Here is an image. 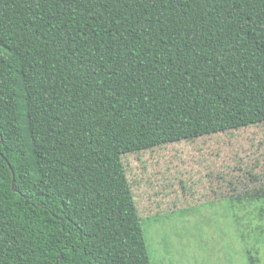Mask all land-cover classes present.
<instances>
[{
  "label": "trees",
  "instance_id": "obj_1",
  "mask_svg": "<svg viewBox=\"0 0 264 264\" xmlns=\"http://www.w3.org/2000/svg\"><path fill=\"white\" fill-rule=\"evenodd\" d=\"M261 123L264 0H0V264H151L122 156Z\"/></svg>",
  "mask_w": 264,
  "mask_h": 264
},
{
  "label": "rangeland",
  "instance_id": "obj_2",
  "mask_svg": "<svg viewBox=\"0 0 264 264\" xmlns=\"http://www.w3.org/2000/svg\"><path fill=\"white\" fill-rule=\"evenodd\" d=\"M122 163L151 264H264V123Z\"/></svg>",
  "mask_w": 264,
  "mask_h": 264
}]
</instances>
